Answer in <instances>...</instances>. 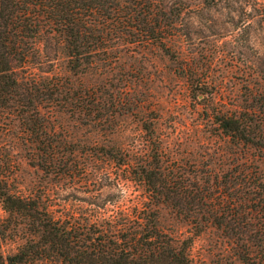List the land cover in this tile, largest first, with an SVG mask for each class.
Here are the masks:
<instances>
[{
    "label": "rangeland",
    "instance_id": "rangeland-1",
    "mask_svg": "<svg viewBox=\"0 0 264 264\" xmlns=\"http://www.w3.org/2000/svg\"><path fill=\"white\" fill-rule=\"evenodd\" d=\"M164 2L162 44L115 37L72 70L63 40L42 33L39 49L15 64L20 78L56 76L65 95L48 101L40 93L30 114L9 104L0 113V176L14 191L78 215L90 200L144 197L136 170L154 156L215 195L226 171L256 170L264 181V154L230 139L214 118L264 96V0ZM152 207L164 232L189 239L195 264H240L238 245L216 224L196 225L166 202ZM6 214L0 201V222ZM24 234L9 226L1 251H16Z\"/></svg>",
    "mask_w": 264,
    "mask_h": 264
},
{
    "label": "trees",
    "instance_id": "trees-1",
    "mask_svg": "<svg viewBox=\"0 0 264 264\" xmlns=\"http://www.w3.org/2000/svg\"><path fill=\"white\" fill-rule=\"evenodd\" d=\"M164 5V0H0V113L9 104L30 114L32 100L41 95L48 101L63 99L56 76L15 73V64L39 49L36 38L42 33L63 40L68 66L77 70L91 61L90 53L105 52L115 37L162 44ZM214 118L230 139L264 154V96L242 109L216 112ZM154 158L136 170L144 197L90 200V209L78 215L55 214L43 200L14 191L0 176V201L7 213L0 222V264L39 257L59 264H195L189 239H175L158 226L152 207L158 201L196 225L216 224L238 245L240 264H264V181L256 170L240 167L232 177L228 171L216 176L215 195L212 185L166 170L160 157ZM11 225L25 234L16 251L5 255L1 239Z\"/></svg>",
    "mask_w": 264,
    "mask_h": 264
}]
</instances>
